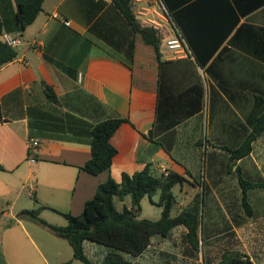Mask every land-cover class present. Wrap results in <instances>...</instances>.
I'll return each instance as SVG.
<instances>
[{
  "label": "crops",
  "instance_id": "obj_1",
  "mask_svg": "<svg viewBox=\"0 0 264 264\" xmlns=\"http://www.w3.org/2000/svg\"><path fill=\"white\" fill-rule=\"evenodd\" d=\"M160 14L152 10L150 16L157 19L158 28L167 30L169 38L175 27L169 15L167 19ZM0 18V41L8 34L21 42L13 47L17 58L0 68V166L4 168L0 171V226L10 216L19 218L16 208L24 194L21 213L41 207L40 216L49 224L54 214L67 222L63 214H81L109 177L121 182L124 173L132 175L152 163L156 174L174 171L184 176L185 199H177L178 210L194 193L205 191L200 252L193 251L187 241L183 252L164 245L175 234L186 239L188 229L180 225L168 238L154 236L141 256L125 254L126 259L147 264L151 253L159 257L176 253V263L185 254L196 263L182 264H216L223 252L237 250L255 264H264V154L254 149L264 134L254 142L252 152L238 160L218 145L238 141L235 130L246 124L257 97L264 94L260 60L226 41L223 46L229 48L216 55L211 70L197 67L204 84V108L177 126V142L170 154L144 136L157 118L160 76L155 50L133 32L111 0H45L36 21L23 31L16 2L0 0ZM244 23L264 28V6L242 17L240 24ZM162 53L165 60L193 59L191 51L180 58H174L166 47ZM189 78L176 71L177 82ZM48 88L55 92L56 102L48 99ZM117 117L129 121L112 137L118 152L111 169L90 174L83 169L92 154L87 130ZM30 140H38V146L30 147ZM201 141L205 144L199 146ZM237 168L243 178L260 185L247 191L249 211L243 204ZM125 201L120 202L126 205ZM216 238L221 240L217 248L211 245ZM84 247L96 264L109 251L90 241ZM34 254L39 262L25 264H46L43 253L34 249Z\"/></svg>",
  "mask_w": 264,
  "mask_h": 264
},
{
  "label": "trees",
  "instance_id": "obj_2",
  "mask_svg": "<svg viewBox=\"0 0 264 264\" xmlns=\"http://www.w3.org/2000/svg\"><path fill=\"white\" fill-rule=\"evenodd\" d=\"M17 5V21L21 31L32 25L43 9L45 0H14ZM128 22L133 32L155 50L159 67V97L157 118L154 127L144 134L149 140L162 145L171 154L177 142V126L190 117L200 114L204 108V84L197 67L214 66L212 60L229 47L223 46L229 41L234 47L255 57L264 64V28L250 23L240 24L241 18L264 6V0H161L168 10L170 21L178 33L185 39L193 57L187 60H165L162 48H165L167 30L145 23L137 17L136 0H111ZM3 34V22L0 18V35ZM245 45H239L238 42ZM220 51V52H219ZM219 53V54H218ZM18 50L0 41V68L15 60ZM176 71L190 75L189 79L176 80ZM76 76L75 72L72 73ZM185 81V82H182ZM264 83V79L262 80ZM47 97L57 101L55 92L48 88ZM128 118H112L90 126L87 130L91 138V158L83 169L97 175L109 171L117 148L112 137ZM220 129V128H218ZM239 136L234 142L222 145L235 160L248 156L254 142L264 134V94L257 97L253 110L246 116V124L235 130ZM206 142L209 139L206 138ZM199 146H202V141ZM217 145V144H213ZM148 163L146 167L132 175L124 173L121 182L109 177L100 184L95 196L85 204L79 215L63 214L67 225L59 226L46 222L40 216V208L25 210L23 215H31L44 226L51 228L56 235L66 239L73 249L74 259L84 264L94 263L85 252L86 241L103 245L109 249L99 264H133L125 254L141 256L150 246L156 235L168 238L174 228L185 226L188 229L186 241L191 249L200 252V230L202 202L204 193L196 194L183 208L181 213L172 216L178 203L173 189L184 182V176L177 172L156 174ZM232 168V167H231ZM4 170L0 166V171ZM240 176L243 189V204L248 207L250 188L260 186ZM160 193L158 202L153 197ZM148 196L162 208L158 220L140 218L141 202ZM131 198V207L123 205L119 209L116 199L123 202ZM0 264H6L0 252ZM216 264H255L251 258L237 250H226Z\"/></svg>",
  "mask_w": 264,
  "mask_h": 264
},
{
  "label": "rangeland",
  "instance_id": "obj_3",
  "mask_svg": "<svg viewBox=\"0 0 264 264\" xmlns=\"http://www.w3.org/2000/svg\"><path fill=\"white\" fill-rule=\"evenodd\" d=\"M150 48L152 47L150 46ZM254 149L264 154V136L258 142H256ZM262 162H264V158L262 159ZM254 177L259 181L261 179L257 175H254ZM183 191L184 190H182L181 184L176 185L173 189L175 196L180 202L185 199V194ZM231 193L232 198H235V195L237 194L236 191L232 190L230 194ZM196 194L194 193L191 197L193 198ZM31 197L32 200H35V195ZM209 197L210 193L208 192V194H205V200L207 201V198ZM24 198L25 194L22 195L19 205L16 208V211L20 212L19 218L17 214H15V217L10 216L9 219H5V224H2L0 226V252L5 258L6 264H25L28 262H39L34 254V249H37L39 253L41 252L44 254V256L46 257V264L47 262H49V264H84L81 261L74 259L73 249L66 239L56 235V233L51 228L44 226L31 215H23L21 213L23 210L22 207H24ZM159 198L160 193L153 197V201L158 202ZM189 200L190 198L188 199V201ZM125 203L126 205L130 206L131 198L128 197ZM116 204L119 209L123 208V203H121L120 201L117 200ZM141 207L142 209L140 212V218L158 220L161 217L162 208L154 204L148 196H146L142 200ZM182 210L183 209H174L172 212V216L178 215ZM52 216L53 220L51 221L53 224L60 226L66 225L67 222L65 219H62L63 217H60L56 214ZM185 241L186 239L179 235L176 237L175 234V237L170 239L168 241V244L165 243L164 245L173 246L175 249L176 247H179L183 252V250H186L187 242ZM220 241L221 240H219V238L213 239L211 245L217 248L220 246ZM156 244L157 241L155 240L152 250L156 248ZM101 246L102 248H105V246ZM100 256L101 255L98 254L96 257L101 259L102 257ZM183 256L184 257H182L181 260L176 263V253L161 255L160 257L158 254L151 253L148 257L149 259L147 264H182L183 261H186L185 263H196L195 258L194 260H190V258H188L185 254H183Z\"/></svg>",
  "mask_w": 264,
  "mask_h": 264
},
{
  "label": "built area",
  "instance_id": "obj_4",
  "mask_svg": "<svg viewBox=\"0 0 264 264\" xmlns=\"http://www.w3.org/2000/svg\"><path fill=\"white\" fill-rule=\"evenodd\" d=\"M142 2H147L148 6L139 7L140 3ZM136 3H137V10H136L137 17L143 22L152 24L156 27L160 26L157 19L150 16L152 10L155 14L158 15V17H161L160 13H162V16L168 19V12L166 8L163 6V4H161L159 1L156 2V0H136ZM151 4L153 5L151 6ZM55 17L58 16L55 15ZM65 24L70 25L71 22L66 21ZM3 39L11 47H17L21 43L20 39L13 38L8 34H4ZM165 47L167 52L171 54L174 58L188 56L190 52L185 39L178 33V31L175 28L172 32V36L166 40ZM38 144H39L38 140H30V147H37Z\"/></svg>",
  "mask_w": 264,
  "mask_h": 264
}]
</instances>
